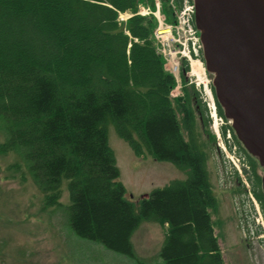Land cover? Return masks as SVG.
<instances>
[{"label": "trees", "instance_id": "1", "mask_svg": "<svg viewBox=\"0 0 264 264\" xmlns=\"http://www.w3.org/2000/svg\"><path fill=\"white\" fill-rule=\"evenodd\" d=\"M161 3L173 21L170 0ZM140 5L155 9L154 0H0L2 150L21 157L49 205H60L68 181L69 224L78 237L133 256V233L153 221L168 226L165 264H224L211 216L217 199L208 153L192 108L199 93L192 85L171 97L176 81L157 51L154 18L136 15ZM126 12L134 15L122 24L119 14ZM189 71L184 60L185 83ZM199 107L210 138L208 109ZM109 124L137 157L170 162L187 178L155 189L135 212L119 181ZM232 133L248 156L264 215L258 163Z\"/></svg>", "mask_w": 264, "mask_h": 264}, {"label": "rangeland", "instance_id": "2", "mask_svg": "<svg viewBox=\"0 0 264 264\" xmlns=\"http://www.w3.org/2000/svg\"><path fill=\"white\" fill-rule=\"evenodd\" d=\"M170 4L173 21L170 13H164L161 0L155 2L154 10L140 5L139 14L146 11L144 17L154 18L157 27L154 39L157 51L163 55L165 65L167 63V71L171 68L169 62L172 55L180 64L179 72L176 75L173 73L176 86L171 97H183L186 90L191 92L192 85L199 93L197 99L195 95L193 97L192 108L202 132L201 142L208 153V177L217 199L211 216L224 264H264V215L252 192L250 173L247 175L243 169L242 175L238 173L219 145L221 140L216 137L213 121L208 132L210 138L202 129L199 106L206 105L208 108L211 105L212 79L204 63L198 60V69H195V59H189L186 47H192L193 36L188 29L183 31L178 27V17L171 0ZM158 6L160 12L156 15ZM130 18V14H120L119 21L125 24ZM159 19L166 20L165 24L173 27V38L167 41L165 37L162 43L157 37ZM192 51L202 55L198 46ZM184 59L190 62V72L185 74L186 83L180 73ZM2 126L0 123V264H165L161 252L168 226L157 222L140 223L131 238L133 256L110 251L98 242L78 237L69 224L68 181L63 182L60 205H49L21 157L14 152H3L2 146L7 137ZM107 132L120 171L119 181L125 187L124 197L133 204L135 212H139L141 202L148 199L155 189L187 178L170 162H159L147 155L137 157L128 143L118 136L112 124L108 125ZM221 139L223 141L222 136ZM228 145L234 147L232 142ZM257 172L260 176L264 172L259 163ZM259 228L262 231L257 234Z\"/></svg>", "mask_w": 264, "mask_h": 264}, {"label": "water", "instance_id": "3", "mask_svg": "<svg viewBox=\"0 0 264 264\" xmlns=\"http://www.w3.org/2000/svg\"><path fill=\"white\" fill-rule=\"evenodd\" d=\"M193 2L217 102L264 170V0ZM261 182L264 193V172Z\"/></svg>", "mask_w": 264, "mask_h": 264}, {"label": "built area", "instance_id": "4", "mask_svg": "<svg viewBox=\"0 0 264 264\" xmlns=\"http://www.w3.org/2000/svg\"><path fill=\"white\" fill-rule=\"evenodd\" d=\"M174 1V0H173ZM181 9L180 11H178L176 14H177V17H178V27H180L183 31L185 29H188L189 32L191 33V35L193 36V40H192V47H186V49H188V55H189V58H190V55H191V51L192 50H196V46H198V48L200 49L201 46H200V40H199V36H198V32L197 30L195 29L194 27V14H195V7L192 3L191 0H181ZM160 7L158 6V11L156 13V15L160 12L159 11ZM141 15H146L147 12H140ZM160 20V19H159ZM161 23H160V27L159 29L157 30V37H158V40H162L160 43H162L165 39V37L167 38V41H169L170 39L173 38V35H172V31H173V27L171 26H167L165 24V21L166 20H160ZM171 60L169 62L170 63V71H168L169 73H171L173 75V73L176 75L178 72H179V62L175 60V57L172 55L171 57ZM166 60V61H167ZM167 65V63H166ZM166 68V66H165ZM167 70V68H166ZM209 108L210 110L212 111V116L215 120V126L216 128L218 129L219 127H221L222 125H225V122L222 118H218L217 115H216V109H215V105H214V102L212 101L211 102V105H209ZM227 138L230 140L231 139V133L228 132V135H227ZM222 148L224 149V151L228 154L229 158L232 160V162L234 163V165L238 168V170L241 172V169H240V163L242 161V159H240L239 157H237V148L234 146L233 147V151L232 152H228L225 145L222 144Z\"/></svg>", "mask_w": 264, "mask_h": 264}, {"label": "bare ground", "instance_id": "5", "mask_svg": "<svg viewBox=\"0 0 264 264\" xmlns=\"http://www.w3.org/2000/svg\"><path fill=\"white\" fill-rule=\"evenodd\" d=\"M197 62H198V60L197 61L194 60V64L193 65H194L195 69H198Z\"/></svg>", "mask_w": 264, "mask_h": 264}]
</instances>
